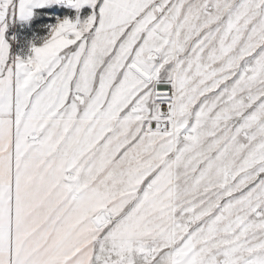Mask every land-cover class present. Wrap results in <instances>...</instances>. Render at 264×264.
Segmentation results:
<instances>
[{"label": "snow or ice", "instance_id": "obj_1", "mask_svg": "<svg viewBox=\"0 0 264 264\" xmlns=\"http://www.w3.org/2000/svg\"><path fill=\"white\" fill-rule=\"evenodd\" d=\"M0 264H264V0H0Z\"/></svg>", "mask_w": 264, "mask_h": 264}, {"label": "rangeland", "instance_id": "obj_2", "mask_svg": "<svg viewBox=\"0 0 264 264\" xmlns=\"http://www.w3.org/2000/svg\"><path fill=\"white\" fill-rule=\"evenodd\" d=\"M33 35V26L27 23L23 22H15L10 25L9 31H8V36H15L17 40L20 41L18 44L13 45V51L16 52L17 54L20 53L21 47L23 45V42L32 37ZM24 51H27V48H24Z\"/></svg>", "mask_w": 264, "mask_h": 264}]
</instances>
